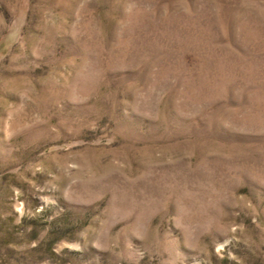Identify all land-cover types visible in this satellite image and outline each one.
I'll return each mask as SVG.
<instances>
[{
	"label": "rangeland",
	"instance_id": "374dc122",
	"mask_svg": "<svg viewBox=\"0 0 264 264\" xmlns=\"http://www.w3.org/2000/svg\"><path fill=\"white\" fill-rule=\"evenodd\" d=\"M0 264H264V0H0Z\"/></svg>",
	"mask_w": 264,
	"mask_h": 264
}]
</instances>
